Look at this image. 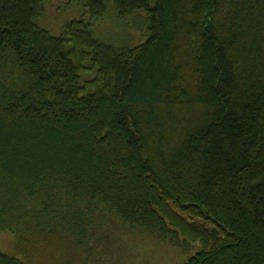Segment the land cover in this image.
Wrapping results in <instances>:
<instances>
[{
	"label": "trees",
	"instance_id": "trees-1",
	"mask_svg": "<svg viewBox=\"0 0 264 264\" xmlns=\"http://www.w3.org/2000/svg\"><path fill=\"white\" fill-rule=\"evenodd\" d=\"M45 1L0 0V232L264 264V0H66L57 35ZM107 8L144 40L94 39Z\"/></svg>",
	"mask_w": 264,
	"mask_h": 264
},
{
	"label": "rangeland",
	"instance_id": "rangeland-1",
	"mask_svg": "<svg viewBox=\"0 0 264 264\" xmlns=\"http://www.w3.org/2000/svg\"><path fill=\"white\" fill-rule=\"evenodd\" d=\"M109 9H106L100 20L91 25L90 33L94 39L113 47H132L144 40L146 34L144 14H138L133 18H117ZM80 13V7L69 4L66 0H46L42 5L41 15L36 24L49 34L57 35L61 26L67 21L78 20ZM117 235L119 236V234ZM130 244H132L131 252L133 248L140 250L145 245L137 239L130 241ZM148 245L152 246L151 241H148L145 247ZM162 247L158 246L160 251H157V256L154 259L155 263L151 264H178L180 262L183 257L180 252L169 247ZM101 248L102 245L96 250L90 249L82 253L74 251L66 243L47 237L38 238L23 247L14 245L7 233L0 232V250L30 264H143L137 259L139 257L132 255L131 252V256L128 253L124 254L127 245L120 236L116 243L114 240L106 241L105 251ZM19 249H22L21 252ZM121 252L123 253L120 254ZM148 256H151V254L149 253ZM126 257L129 261L126 260ZM144 264L149 263L145 262Z\"/></svg>",
	"mask_w": 264,
	"mask_h": 264
}]
</instances>
